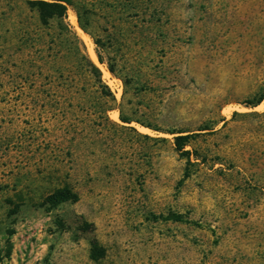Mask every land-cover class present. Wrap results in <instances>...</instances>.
<instances>
[{
	"label": "rangeland",
	"instance_id": "374dc122",
	"mask_svg": "<svg viewBox=\"0 0 264 264\" xmlns=\"http://www.w3.org/2000/svg\"><path fill=\"white\" fill-rule=\"evenodd\" d=\"M25 1L0 0V264H264V0Z\"/></svg>",
	"mask_w": 264,
	"mask_h": 264
},
{
	"label": "trees",
	"instance_id": "16d2710c",
	"mask_svg": "<svg viewBox=\"0 0 264 264\" xmlns=\"http://www.w3.org/2000/svg\"><path fill=\"white\" fill-rule=\"evenodd\" d=\"M62 2V3H61ZM63 3H66V5H72L71 2H63V1H53V2H45L41 0H27L25 1V4L29 7L31 11H36L39 17V21L42 25H47L50 20L59 19L63 21L66 17V8L63 5ZM29 10V11H30ZM81 29L86 32L85 28L80 26ZM99 63H102L101 59L98 57ZM88 61V60H87ZM90 67L98 73V70L90 63L88 62ZM110 73H113L112 68L108 69ZM263 98L258 99L252 106H257ZM174 139V147L175 150L178 153H181V155H184L187 157L188 163H189V157L190 154L188 152H183V146L184 142L186 140V137L184 136H177ZM77 202V195L73 192V190L65 186L62 189H57L52 194L48 195L44 200V205L50 209L54 210L58 206L64 204V203H75ZM96 246H94V249ZM93 256V251H92ZM95 259L98 258V256H94Z\"/></svg>",
	"mask_w": 264,
	"mask_h": 264
},
{
	"label": "bare ground",
	"instance_id": "6f19581e",
	"mask_svg": "<svg viewBox=\"0 0 264 264\" xmlns=\"http://www.w3.org/2000/svg\"><path fill=\"white\" fill-rule=\"evenodd\" d=\"M72 23H73L74 25H76L75 22H74V18L72 19ZM76 30H77L79 33L82 34V36H83V40L85 41L86 45L88 46L89 54L91 55V58H92L93 62L97 63V59H96V56H95V54H94V52H93V49H92V45H91V43H90V40H89L88 37H87V36H86V35H85V34H84V33L78 28V26H76ZM104 73H105L106 76H109V75H108V72L104 71Z\"/></svg>",
	"mask_w": 264,
	"mask_h": 264
}]
</instances>
